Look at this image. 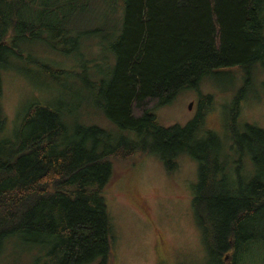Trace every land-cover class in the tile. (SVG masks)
Here are the masks:
<instances>
[{
	"label": "trees",
	"instance_id": "16d2710c",
	"mask_svg": "<svg viewBox=\"0 0 264 264\" xmlns=\"http://www.w3.org/2000/svg\"><path fill=\"white\" fill-rule=\"evenodd\" d=\"M87 15L95 17L83 26ZM95 41L100 52L86 70L97 105L133 136L71 127L59 108L40 104L9 134L2 71L23 59L21 43L83 58ZM33 61L58 81L87 77L45 55ZM258 63L264 0H0V264H110L115 231L104 195L116 161L156 155L172 172L183 153L198 162L192 206L205 264H264V128H231L223 140L202 130L201 116L163 126L154 114L219 69L253 75Z\"/></svg>",
	"mask_w": 264,
	"mask_h": 264
},
{
	"label": "rangeland",
	"instance_id": "374dc122",
	"mask_svg": "<svg viewBox=\"0 0 264 264\" xmlns=\"http://www.w3.org/2000/svg\"><path fill=\"white\" fill-rule=\"evenodd\" d=\"M94 17L87 15L83 26H90ZM97 42L83 47V58L65 57L38 42L21 43L23 59L2 71L1 106L9 134L18 129L32 104H40L59 108L71 127L75 123L99 125L133 136L118 130L97 105V79L94 74L88 76L90 70H86L92 65L89 60L100 52ZM37 55L87 77L81 80L72 75L58 81L56 75L34 64ZM154 114L163 126H184L201 116L202 130H211L223 140L231 135V128L242 131L245 124L264 128V64L258 63L253 75L239 67L219 69L200 87L181 91L174 101L156 108ZM177 161L172 172L156 155L116 161L104 195L115 231L110 264L206 263L207 251L192 206L198 162L187 153ZM243 167L241 176L248 180L252 164L247 160ZM248 262L255 264L253 257ZM17 264H25V259Z\"/></svg>",
	"mask_w": 264,
	"mask_h": 264
},
{
	"label": "water",
	"instance_id": "95a60500",
	"mask_svg": "<svg viewBox=\"0 0 264 264\" xmlns=\"http://www.w3.org/2000/svg\"><path fill=\"white\" fill-rule=\"evenodd\" d=\"M192 105V104H191Z\"/></svg>",
	"mask_w": 264,
	"mask_h": 264
}]
</instances>
